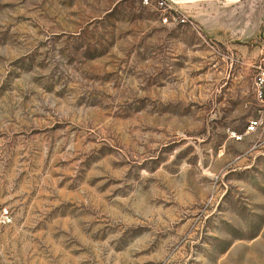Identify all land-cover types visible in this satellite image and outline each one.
<instances>
[{
    "label": "rangeland",
    "instance_id": "374dc122",
    "mask_svg": "<svg viewBox=\"0 0 264 264\" xmlns=\"http://www.w3.org/2000/svg\"><path fill=\"white\" fill-rule=\"evenodd\" d=\"M158 1L0 0V264H264V0Z\"/></svg>",
    "mask_w": 264,
    "mask_h": 264
},
{
    "label": "built area",
    "instance_id": "2783aa9c",
    "mask_svg": "<svg viewBox=\"0 0 264 264\" xmlns=\"http://www.w3.org/2000/svg\"><path fill=\"white\" fill-rule=\"evenodd\" d=\"M148 2V0H145ZM158 4L161 9L166 13L163 17V21L166 23H186L189 21L188 17L183 13L179 12L177 9L173 8L168 0H159ZM255 93L257 100L263 106V114L252 118L247 126V131L251 132L256 129V127L263 125L264 123V68H260L259 72L255 77ZM0 219L1 222L7 223L10 219V213L7 208L0 207Z\"/></svg>",
    "mask_w": 264,
    "mask_h": 264
},
{
    "label": "crops",
    "instance_id": "0c3cea01",
    "mask_svg": "<svg viewBox=\"0 0 264 264\" xmlns=\"http://www.w3.org/2000/svg\"><path fill=\"white\" fill-rule=\"evenodd\" d=\"M263 43H264V41H263Z\"/></svg>",
    "mask_w": 264,
    "mask_h": 264
}]
</instances>
